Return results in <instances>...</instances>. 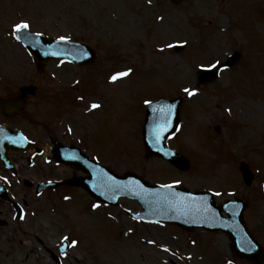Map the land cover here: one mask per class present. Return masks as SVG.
I'll return each mask as SVG.
<instances>
[{
    "label": "rangeland",
    "instance_id": "obj_1",
    "mask_svg": "<svg viewBox=\"0 0 264 264\" xmlns=\"http://www.w3.org/2000/svg\"><path fill=\"white\" fill-rule=\"evenodd\" d=\"M263 4L264 0H181L177 5L167 0H0V96L14 97L19 86L33 83L37 93L20 114H40L44 121L47 114H82V119L95 115L80 130L84 144L115 172L133 171L152 183L212 191L217 201L245 198L246 224L264 245V194L259 201L256 196L259 180L245 187L231 170L237 161L226 164L221 159L223 143L237 135L230 129L234 122L244 131L250 128L252 135L245 139L252 138L255 145V140L264 142ZM21 21L28 22L32 33L49 39L65 36L92 48L94 64L83 68L51 60L37 70L34 57L13 37L14 25ZM177 43L183 44L179 51ZM234 51L240 54L234 65L213 81L196 84L198 66L219 64ZM129 69L128 75L111 79ZM185 88L194 94L189 96ZM173 96L183 99V115L169 145L188 157L184 171L147 158L140 136L148 105L144 102ZM93 103L100 107L92 108ZM204 126L211 136L202 132ZM27 154H16L21 169ZM259 168L264 179V163ZM73 195L74 202L61 204L64 213L58 217L79 241L63 264H248L235 258L224 234L133 220L122 212L140 209L129 199H121L117 207L95 203V212L86 215L89 203L84 194L78 195L80 201ZM22 231L0 232L13 240L0 245L2 264H57L37 244L17 243L16 237L23 240L26 234ZM61 233L46 244L55 253Z\"/></svg>",
    "mask_w": 264,
    "mask_h": 264
},
{
    "label": "water",
    "instance_id": "obj_2",
    "mask_svg": "<svg viewBox=\"0 0 264 264\" xmlns=\"http://www.w3.org/2000/svg\"><path fill=\"white\" fill-rule=\"evenodd\" d=\"M19 35L27 50L38 58L39 64L44 60L56 57L89 63L94 57L92 50L87 47H76L73 43L68 42L47 41L46 38H36V36L25 32L22 34L19 32ZM84 48L85 56L82 55V50H79ZM211 73L210 69H201L200 81L204 83L212 78ZM33 93V87L24 86L19 88V96L15 99L0 98L3 112L8 114L20 109L25 97ZM180 104L179 97L171 100H158L149 104L145 111L142 133L147 155L156 154L183 167L186 165V161L179 154L169 151L165 143L166 137L174 131L178 123ZM8 147L21 149L23 144L20 141L14 144L5 143L4 149L0 148L1 158H5L4 151ZM83 165L84 171L89 175L74 182L84 186L95 197L111 203H114L119 196L133 197L140 202L143 209L136 215L138 218L170 222L184 229L197 227L214 231L220 230L227 234L237 256L262 263L261 248L241 222L243 205L238 209L233 208L235 203H227V206L223 207L216 206L209 194L190 193L185 189L150 185L133 173L117 175L87 159ZM222 210L228 214V217H222Z\"/></svg>",
    "mask_w": 264,
    "mask_h": 264
},
{
    "label": "flooded vegetation",
    "instance_id": "obj_3",
    "mask_svg": "<svg viewBox=\"0 0 264 264\" xmlns=\"http://www.w3.org/2000/svg\"><path fill=\"white\" fill-rule=\"evenodd\" d=\"M39 115L28 118L23 114H0V125L14 132L19 131L31 142L29 151L33 157L25 156L24 169H21L18 162L22 161L17 159V155L23 154L9 151L13 173L0 161V184L7 190L5 195L0 191V232L5 228L28 230L23 240L16 237L17 243L44 246L51 232L52 209L61 207L68 190H78L63 182L74 173V169L54 162V150L65 145H75L84 150L85 144L78 114H47L45 121ZM41 156L42 159L38 161L37 158ZM58 181L61 183L57 185ZM50 182L55 185L52 186ZM38 184H43L42 189L37 190ZM2 243L12 244L13 240L2 233L0 245Z\"/></svg>",
    "mask_w": 264,
    "mask_h": 264
},
{
    "label": "snow or ice",
    "instance_id": "obj_4",
    "mask_svg": "<svg viewBox=\"0 0 264 264\" xmlns=\"http://www.w3.org/2000/svg\"><path fill=\"white\" fill-rule=\"evenodd\" d=\"M28 27H29V24H28L27 21H21V22L16 23V24L14 25V29H15L16 31H20V30H22V29H27ZM37 35H39V33H37ZM59 39H60V40H65V39H67V37H65V36H60ZM172 46H173V45H168V47H172ZM213 66H214V65H213ZM130 71H131V70L129 69L128 71H125V72H119V73H116L115 75H113V76L111 77V79H112V80H116L118 77L126 76V75H128V72H130ZM184 92L187 93L189 96H192V95L194 94V90H189L188 88H185V89H184ZM144 103H145V104H151V101L146 100ZM91 107L95 109V108L100 107V105L93 103V104L91 105ZM217 195H219V193H217ZM66 199H67V197H66ZM93 207L95 208V207H98V206L94 204ZM22 218H23V216H21V219H22ZM65 239H68V238L65 237ZM76 243H77L76 241H72V244H73V245H75Z\"/></svg>",
    "mask_w": 264,
    "mask_h": 264
}]
</instances>
